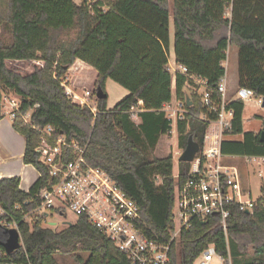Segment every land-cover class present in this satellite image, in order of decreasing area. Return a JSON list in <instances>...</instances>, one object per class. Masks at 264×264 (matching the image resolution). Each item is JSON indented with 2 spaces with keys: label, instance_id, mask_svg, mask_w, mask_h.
<instances>
[{
  "label": "trees",
  "instance_id": "obj_1",
  "mask_svg": "<svg viewBox=\"0 0 264 264\" xmlns=\"http://www.w3.org/2000/svg\"><path fill=\"white\" fill-rule=\"evenodd\" d=\"M171 22L177 64L215 89L226 75L229 49L236 47L239 87L264 97V0H83L82 4L0 0V120L4 118L3 95L12 93L22 102L13 126L26 139L23 161L40 173L29 192L20 188L19 177L0 180V252L4 255L2 244L8 239L4 223L16 225L22 241L12 254L0 257V264H58L57 254L83 264H130L83 217L62 230L42 226L48 213L37 216L36 212L43 205L50 176L36 151L40 133L33 127L50 125L57 135L87 145L88 164L104 171L138 206V229L151 239L170 241L175 231L176 188L187 180L190 164L178 163L176 179L173 155L157 158L151 151L170 132L165 106L174 100V85L175 99L186 108L177 125L181 149L189 137L202 149L210 121L217 119L216 113L202 106L198 95L189 93L187 79L169 71ZM78 60L97 71L95 94L98 87L107 94L106 83L111 79L129 95L113 109H108V95L96 98V114L73 102L62 81ZM8 61L42 62L43 66L25 73L10 69ZM230 107L234 118L224 133L222 154L264 157L260 133L244 132L245 104L234 101ZM31 110L27 125L21 116ZM204 115L207 119H202ZM240 135L241 141L231 139ZM230 209L227 234L234 264H264V194L249 214L237 206ZM209 244L227 254L219 216L193 220L184 228L172 245L171 264H194ZM81 253H88L86 261Z\"/></svg>",
  "mask_w": 264,
  "mask_h": 264
},
{
  "label": "built area",
  "instance_id": "obj_2",
  "mask_svg": "<svg viewBox=\"0 0 264 264\" xmlns=\"http://www.w3.org/2000/svg\"><path fill=\"white\" fill-rule=\"evenodd\" d=\"M169 71L174 76L185 77L188 89L192 90L191 94L198 95L202 106L210 113H216L217 118L210 121L203 148H200L194 160L189 163L187 180L177 185L172 214L175 231L170 241L160 242L143 234L137 227V222L141 220L138 206L116 187L104 171L88 164L85 158L87 145L83 146L75 139L68 140L64 135H57V129L50 125L44 128L32 126L40 133V144L36 151L40 155V161L49 169L50 176L49 185L42 195L43 205L36 215L54 212L63 217L71 212L77 218H85L127 256L130 264H171L172 245L179 241L181 231L193 220L206 221L211 216H219L226 236L227 254L219 253L215 244H209L194 264H234L227 234L230 207L237 206L241 211L252 212L260 198L253 199L250 193L245 192L238 168L225 163L221 146L224 133L231 128L234 118L231 103L249 102L263 107L264 97H257L252 89L241 87L230 97L227 72L218 86L211 89L206 79L190 74L186 66L175 62V66H170ZM62 85L73 102L89 107L94 114L98 112L96 102L91 100L96 97L95 92L86 91L80 97L63 81ZM191 94H188L186 101H191ZM175 103L177 108L172 111L169 110L172 105L165 106V112L171 121L169 134L177 131L178 122L186 114L184 103L177 99ZM139 105H142V101ZM21 106L19 98L4 93V117L16 121L21 115ZM37 107L38 105L35 106ZM31 112L32 110L21 116L27 125L31 124ZM202 119L207 118L204 115ZM247 159L252 161L264 157ZM175 178H179V173L175 174ZM3 225L7 229L17 228L16 225L12 227L7 223ZM5 255L8 254L0 252V257Z\"/></svg>",
  "mask_w": 264,
  "mask_h": 264
},
{
  "label": "rangeland",
  "instance_id": "obj_3",
  "mask_svg": "<svg viewBox=\"0 0 264 264\" xmlns=\"http://www.w3.org/2000/svg\"><path fill=\"white\" fill-rule=\"evenodd\" d=\"M74 2H79L82 4L83 0H73ZM229 16V14H228ZM173 23V22H172ZM172 46L170 51L169 64L171 67L175 66V52H174V25L172 24ZM6 44L9 43V37H3ZM236 48V47H235ZM234 47H230L228 52V59L224 63V67L227 70V77L231 78V80H235L237 73V52L238 50ZM35 66H43L42 62H33V63H21L17 64L16 62L9 61L8 67L10 69H18L25 73L32 72ZM169 66V67H170ZM93 68V67H92ZM88 64L83 61L78 62L67 74L66 78H64L63 82L67 87H70L73 92H75L80 97L85 95L86 91H95V84L93 86L92 82L94 81V70ZM172 69V68H171ZM173 76L175 75L172 72ZM229 81V80H228ZM230 89V88H229ZM106 91L108 95L107 105L108 109H113L120 101H122L125 97L129 95V91L124 87L116 83L115 81L108 79L106 83ZM189 93L192 92L191 89H188ZM8 93V92H6ZM230 97L235 95V91L230 89L229 91ZM12 96L13 94L10 93ZM15 96V95H13ZM96 97H93L91 100L96 102ZM175 85H174V100L170 105H172L170 111L172 109L177 108L175 103ZM143 105V104H142ZM8 118V117H7ZM9 119V118H8ZM136 123H139L140 119L134 117L133 119ZM243 122H244V132H255L260 133L263 129L264 123V107L258 106L255 103H245V110L243 114ZM241 140L243 136L231 137V139ZM230 139V138H229ZM183 149L179 146V133L175 131L174 134H167L160 137L159 142L154 150L151 151L152 157L164 158L169 155H173L174 157V174L179 173V165L178 163L180 155L183 153ZM263 158V157H260ZM225 163L229 165L236 166L241 174L243 186L245 188V192L251 194V198L258 199L264 194V159H256L252 161H248L246 157H231L225 158ZM44 213V212H43ZM1 214V211H0ZM42 214V213H41ZM77 220V217L68 212L66 217H61L59 215H50L47 217L46 221L43 222L42 226L44 228H52L56 230L64 229L65 223L70 222L73 223ZM80 257L83 261H86L88 258V253H81ZM58 264H83L77 262L75 258L72 256H62L60 254L56 255Z\"/></svg>",
  "mask_w": 264,
  "mask_h": 264
},
{
  "label": "crops",
  "instance_id": "obj_4",
  "mask_svg": "<svg viewBox=\"0 0 264 264\" xmlns=\"http://www.w3.org/2000/svg\"><path fill=\"white\" fill-rule=\"evenodd\" d=\"M76 3L80 4L79 2ZM172 24L173 23L171 22L170 25L171 46L173 42ZM80 61L81 60H78L76 64ZM237 61L239 62L238 52H237ZM13 62H16L17 64L28 63L24 61H13ZM92 69L94 70L95 73L94 81L92 82L94 86L97 80L98 73L94 68ZM228 80H229V88L235 91L239 87L238 64H237V73L235 80L234 81L231 80L230 77L228 78ZM233 140H237V139H233ZM241 140H237V141H241ZM25 149H26V139L24 138V136L19 134L14 129L13 121L8 119L7 117L1 119L0 120V180L4 178L19 177L21 180L20 188L25 192H29L32 186L39 180L40 173L34 166L27 165L24 163L23 158H24ZM231 157H240V156L224 155V159ZM0 211L2 212L1 208Z\"/></svg>",
  "mask_w": 264,
  "mask_h": 264
},
{
  "label": "water",
  "instance_id": "obj_5",
  "mask_svg": "<svg viewBox=\"0 0 264 264\" xmlns=\"http://www.w3.org/2000/svg\"><path fill=\"white\" fill-rule=\"evenodd\" d=\"M96 96L98 99L107 98V94H105L100 87L96 88ZM263 107H264V103H263ZM260 141L264 143V123H263V129L260 132ZM199 150H200V145L196 141H194L192 137H189L187 146L184 149L183 153L180 155L179 161L186 163L192 162ZM246 213L249 214L250 212L247 211ZM65 224L71 225L70 222H67ZM6 233L8 234V239L5 243L2 244V246L4 247L5 252L8 255H10L22 245V241H21L20 233L16 228L7 229Z\"/></svg>",
  "mask_w": 264,
  "mask_h": 264
}]
</instances>
